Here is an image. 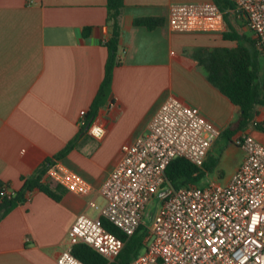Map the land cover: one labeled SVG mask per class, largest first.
I'll return each instance as SVG.
<instances>
[{"label":"crops","instance_id":"0c3cea01","mask_svg":"<svg viewBox=\"0 0 264 264\" xmlns=\"http://www.w3.org/2000/svg\"><path fill=\"white\" fill-rule=\"evenodd\" d=\"M196 1L124 0L112 90L89 118L104 76L102 40L111 35L106 0H0V180L19 189L21 177L32 175L42 160L79 135L59 160L90 186L85 194L65 190L59 201L37 189L28 193L0 219V264H58L76 217H97L105 204L100 188L121 145L147 131L167 98L197 107L221 131L237 118L238 107L209 82L193 57L199 48L237 45L223 38L226 19L223 32H176L168 26L170 4ZM221 3L231 26L246 34L244 16ZM145 16L163 23L153 29L133 23ZM252 121L241 131L264 144V90ZM91 125L101 126L103 135H91Z\"/></svg>","mask_w":264,"mask_h":264},{"label":"built area","instance_id":"2783aa9c","mask_svg":"<svg viewBox=\"0 0 264 264\" xmlns=\"http://www.w3.org/2000/svg\"><path fill=\"white\" fill-rule=\"evenodd\" d=\"M244 16L264 56V0H229ZM167 23L176 32H223L224 11L212 0L172 3ZM109 35L104 36L106 43ZM85 110L80 111L84 124ZM251 124L256 126L257 121ZM101 137L104 129L88 126ZM221 129L205 118L197 107L177 97L167 98L154 112L147 131L121 145L120 156L101 185L105 204L97 217L79 214L69 233L68 246L57 257L58 264H87L71 248L85 243L113 262L124 240L103 227L102 218L131 236L145 225L144 251L126 264H264V144L247 131L235 135L244 158L225 183L208 181L204 186L188 184L173 189L166 185V168L175 157H183L204 169L207 155ZM44 178L67 191L85 194L89 183L60 160L48 165ZM167 186V187H166ZM166 193L160 196V192ZM4 188L2 193L11 192ZM159 198L150 212L148 205ZM90 205H95L90 201Z\"/></svg>","mask_w":264,"mask_h":264},{"label":"trees","instance_id":"16d2710c","mask_svg":"<svg viewBox=\"0 0 264 264\" xmlns=\"http://www.w3.org/2000/svg\"><path fill=\"white\" fill-rule=\"evenodd\" d=\"M222 10L225 6L233 4L227 0H212ZM124 6V0H106L107 22L111 26V35L104 43L107 48V58L104 66V76L99 85L97 93L90 105L88 116L94 117L98 109L104 105L112 90V79L114 68L120 63L117 52L120 36L119 15ZM234 8V6H233ZM229 29L223 33V38L235 41L233 47H211L199 48L194 51L193 57L206 72L207 79L222 94L238 107L237 118L221 133L231 141L232 136L248 127L255 113V105L259 103L261 91L264 90V77L258 80L259 52L255 48V40L251 36L238 33L229 23L224 13ZM135 25L153 29L163 23L160 17H137L133 20ZM84 131V129H82ZM220 133V134H221ZM79 135L70 140L63 149L52 158H45L36 168L35 172L28 177H21L22 185L19 189H12L9 193H2L4 188H11L6 182L0 180V219L13 208L27 199V194L39 190L44 192L55 201L62 198L66 190L58 182L44 178L46 169L54 160L64 157L76 144ZM209 153L207 155V158ZM217 164V158H210L204 162V169H198L194 164L183 157H175L168 164L166 174V185L173 189L188 184H199L204 176V170L213 169ZM103 227L124 240V246L113 262L107 260L85 243H76L72 246L73 255L87 264H126L138 255L144 248V238L147 234L145 225H140L131 236H126L117 226L102 218Z\"/></svg>","mask_w":264,"mask_h":264},{"label":"rangeland","instance_id":"374dc122","mask_svg":"<svg viewBox=\"0 0 264 264\" xmlns=\"http://www.w3.org/2000/svg\"><path fill=\"white\" fill-rule=\"evenodd\" d=\"M245 33L248 36L252 35L251 31L248 29L245 30ZM258 67V80H261L264 77V56H259ZM210 158H217V164L213 169L204 170V176L202 177L201 182L198 184L200 186H204L208 181L211 180L217 181L219 183H225L227 177L233 173L238 165L241 164L244 158V152L241 147L235 144V135L232 136V140L229 141L222 132L212 145L209 151L207 162ZM159 205V198H156L150 202L146 212L147 214L145 215V221L147 223H150L151 221L149 213L155 212ZM143 251L144 248L141 250V252Z\"/></svg>","mask_w":264,"mask_h":264},{"label":"water","instance_id":"95a60500","mask_svg":"<svg viewBox=\"0 0 264 264\" xmlns=\"http://www.w3.org/2000/svg\"><path fill=\"white\" fill-rule=\"evenodd\" d=\"M165 193H166V191H165V190H163V191H161V192H160V194H159V195H160V196H162V195H164Z\"/></svg>","mask_w":264,"mask_h":264}]
</instances>
